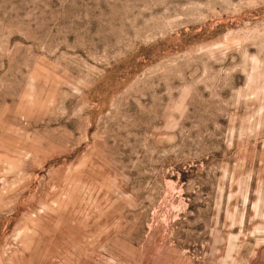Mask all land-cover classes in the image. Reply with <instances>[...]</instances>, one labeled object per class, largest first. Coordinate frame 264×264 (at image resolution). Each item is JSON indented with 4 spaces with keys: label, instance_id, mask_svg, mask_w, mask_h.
<instances>
[{
    "label": "rangeland",
    "instance_id": "1",
    "mask_svg": "<svg viewBox=\"0 0 264 264\" xmlns=\"http://www.w3.org/2000/svg\"><path fill=\"white\" fill-rule=\"evenodd\" d=\"M0 264H264V0H0Z\"/></svg>",
    "mask_w": 264,
    "mask_h": 264
}]
</instances>
